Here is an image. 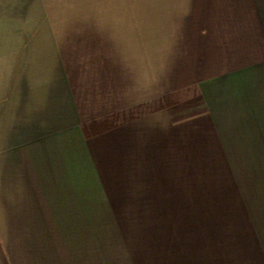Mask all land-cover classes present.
<instances>
[{
  "label": "crops",
  "instance_id": "1",
  "mask_svg": "<svg viewBox=\"0 0 264 264\" xmlns=\"http://www.w3.org/2000/svg\"><path fill=\"white\" fill-rule=\"evenodd\" d=\"M63 2L0 0V264H264V0L74 28L73 60Z\"/></svg>",
  "mask_w": 264,
  "mask_h": 264
},
{
  "label": "rangeland",
  "instance_id": "2",
  "mask_svg": "<svg viewBox=\"0 0 264 264\" xmlns=\"http://www.w3.org/2000/svg\"><path fill=\"white\" fill-rule=\"evenodd\" d=\"M189 1L192 2V0H64L59 6L53 8V12L57 13L60 18L64 15L66 19L65 30L69 35L66 38L67 57L73 60V48L77 46V42L80 44V42L85 43V40H91L89 36L77 38L73 34L74 28L112 30L127 25L126 27L137 30L139 23L153 24V21L145 22L141 18L146 15L152 16L151 14L154 13L162 14L160 24H162L163 29L169 28L171 25H174L175 28L178 25V28H181L185 23L183 20L172 22L169 19L171 15L182 17L183 14L190 12V8L193 6L186 3ZM197 1L199 0H195V2ZM200 8L202 5L194 6V9ZM106 24L108 25L106 26ZM190 27L195 28L196 25ZM236 161H238V166L241 167L246 178L245 188L247 191L260 185L264 187V160Z\"/></svg>",
  "mask_w": 264,
  "mask_h": 264
}]
</instances>
